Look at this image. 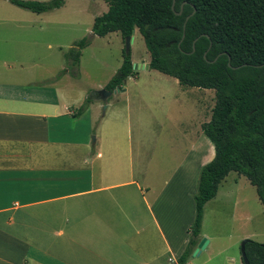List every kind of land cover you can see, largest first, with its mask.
<instances>
[{"label":"crops","instance_id":"crops-1","mask_svg":"<svg viewBox=\"0 0 264 264\" xmlns=\"http://www.w3.org/2000/svg\"><path fill=\"white\" fill-rule=\"evenodd\" d=\"M66 1L34 13L63 9ZM99 1L103 13L108 5ZM18 8L0 0V32L33 28L34 22L18 20V15H29ZM61 88L51 93L49 86L34 87L31 74L0 72V264H178L194 218L192 203L184 210V202L160 199L158 191L153 195L128 176L129 163L120 167L115 150H105H113L117 139H128L124 113L120 129L105 120L100 99L76 115L85 94L71 97ZM113 103L110 118L123 112L119 105L124 102L116 98ZM201 124L186 123L183 131L193 140L188 155H205L197 169L214 155ZM220 183L204 205L198 235V242L207 239L203 249L213 240L203 230L205 209L219 200ZM227 188L225 198L231 199V188L238 187ZM240 239L229 234L227 246L202 264H242ZM184 264H192L190 258Z\"/></svg>","mask_w":264,"mask_h":264},{"label":"rangeland","instance_id":"rangeland-1","mask_svg":"<svg viewBox=\"0 0 264 264\" xmlns=\"http://www.w3.org/2000/svg\"><path fill=\"white\" fill-rule=\"evenodd\" d=\"M101 3L99 0H67L65 8L40 15L18 8L29 13L18 15V20L34 22V25L26 30L0 32V72L31 74L34 87L49 86L52 93L53 88L61 86V91L71 97L85 94L83 100L89 91L104 88L119 73L125 43L122 37L116 36L118 32L105 36L91 33L94 16L102 13ZM84 37L89 38V44L81 49L79 64L73 68L65 54ZM130 53L132 63L141 66L132 67L134 76L126 77L122 91L110 95L106 107L103 108L102 103L100 109L105 120L108 118L117 126L123 123L121 114L124 113V119L126 115L129 122V137L117 139L113 150L107 146L105 150H115L114 159L118 158L120 167L125 169L129 163L133 169L128 176L148 187L153 195L158 191L160 199L184 202V210L192 203L195 217L194 194L200 170L196 164L205 155L200 153L202 151L188 155L193 140L183 131L186 123L197 127L198 123L209 121L215 103L214 89L183 86L173 76L144 67L150 56L137 29L130 43ZM116 98L124 102L119 105L123 106V112L110 118ZM68 124L82 129L87 125ZM224 179L220 183L219 200L207 206L203 219V230L213 240L208 248L189 256L192 264H202L209 254L214 255L227 246L224 243L229 234L241 237L238 248L246 238L264 243V206L256 196L255 187L245 176L233 171ZM230 185L238 188H231L234 190L229 193L231 199H226ZM234 196L239 199L238 205Z\"/></svg>","mask_w":264,"mask_h":264},{"label":"trees","instance_id":"trees-1","mask_svg":"<svg viewBox=\"0 0 264 264\" xmlns=\"http://www.w3.org/2000/svg\"><path fill=\"white\" fill-rule=\"evenodd\" d=\"M7 1L36 13L65 2ZM106 1L107 10L94 17L93 35L119 32L124 40L137 28L149 52V68L175 77L183 86L215 92L210 119L201 124L214 155L199 170L195 217L177 260L184 264L198 242L204 205L230 171L245 176L264 205V0H174L173 7V0ZM88 44L84 37L65 54L73 68ZM118 72L104 88L121 87L126 77L134 76L130 51L123 49ZM97 99V91H89L75 114ZM244 249L249 264L264 263V243L246 238Z\"/></svg>","mask_w":264,"mask_h":264},{"label":"water","instance_id":"water-1","mask_svg":"<svg viewBox=\"0 0 264 264\" xmlns=\"http://www.w3.org/2000/svg\"><path fill=\"white\" fill-rule=\"evenodd\" d=\"M173 5H174V0L172 1V7H173ZM181 10H182V6L180 7V10L177 13L180 14ZM189 16L190 15L186 16L183 25H185V22H186V20L188 19ZM133 32H134V29L132 30V34L126 36L125 39H124V43H125L124 49H125L126 53H128L130 51V43H131V41L133 39ZM193 46H194V41H193ZM140 66L141 65H139L138 63H132V67L133 68H137V67H140ZM143 66L147 68L149 65L148 64H144ZM117 90H120L119 86H116L115 89H113V90H107L106 88H102V89L97 90V93L99 94V99L103 102V108L106 107V102H107L108 97L112 94V92L117 91ZM206 243H207V239L202 237L200 239V241L197 243V246L195 247L193 253L194 254L198 253L200 249H203L205 247ZM244 244H245V239L242 240V242L240 244V253H241V257H242V262H243V264H249V261H248V259L246 257ZM262 264H264V263H262Z\"/></svg>","mask_w":264,"mask_h":264}]
</instances>
